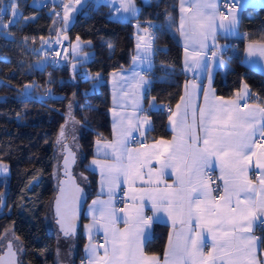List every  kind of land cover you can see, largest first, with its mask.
Wrapping results in <instances>:
<instances>
[{
  "label": "trees",
  "instance_id": "trees-1",
  "mask_svg": "<svg viewBox=\"0 0 264 264\" xmlns=\"http://www.w3.org/2000/svg\"><path fill=\"white\" fill-rule=\"evenodd\" d=\"M134 1L138 14L125 21L114 18L108 4L87 2L64 32L70 42L77 38L88 41L84 49L91 52L80 66L92 75L101 74L97 88H92L95 76L85 77L80 68L73 70L70 61L55 68H48L46 63L38 65L46 38L55 34L52 24L56 14L52 5L36 7L30 0H17L20 15L10 25L0 26V161L8 165V173L0 175V243L11 230L22 247L21 254L13 247L18 264H59V232L52 214L60 179V172L57 175L55 171L54 142L73 98L83 153L80 166L88 176L92 193L95 191L97 174L87 162L94 154L96 140L111 134L107 77L131 64L136 22L149 23L154 32L151 82L145 96L152 124L144 139L155 140L172 133L167 124L169 110L179 101L188 77L183 69V49L175 36L176 0ZM240 30L243 35L234 41L236 50L227 51L229 66L216 72L214 86L217 93L230 95L245 82L263 101L264 73L243 61L242 49L245 39L264 38V8H245ZM26 84H31L39 96L35 91L22 95ZM167 234L166 224L155 223L145 250L162 254ZM71 238V264H80L85 242L81 223ZM6 247L0 248V254Z\"/></svg>",
  "mask_w": 264,
  "mask_h": 264
},
{
  "label": "snow or ice",
  "instance_id": "snow-or-ice-1",
  "mask_svg": "<svg viewBox=\"0 0 264 264\" xmlns=\"http://www.w3.org/2000/svg\"><path fill=\"white\" fill-rule=\"evenodd\" d=\"M76 2L80 3V0ZM189 2L193 7L187 10L189 11L187 28H185L183 15L181 19L186 64L190 65V70L208 71V41L211 39L212 47L218 49L211 53L210 59L218 64H224L220 55L224 46H217L214 42L218 31L225 34L234 32L238 24L237 13L235 9H230L227 16L220 13L217 0H189ZM231 2L238 3L240 0H231ZM183 3L184 0H181L182 14L186 11ZM228 3L229 0H225V8ZM9 9L13 17V21H10L12 23L18 15L15 0H12L6 7L0 5V11ZM71 10V5H65L64 19L66 22ZM116 10L132 13L136 11L131 0H127L126 3L125 0H121V7ZM0 26H3L2 19H0ZM189 46L193 49L190 53V60L187 53ZM137 48L138 55L133 57V63L136 64L137 61L140 64L146 63L150 55V46L143 48L142 55L139 44ZM246 55L264 57V44L257 46L250 43L246 49ZM122 79L135 81L137 87L148 82L146 77L137 71H133L129 77ZM195 87L193 85V88ZM210 93L211 88L205 93V107L200 108L199 112L203 147L197 146L199 138L195 134L194 127L195 106L191 103L185 105L181 115L179 136L174 137L172 143L161 140L151 145V153L128 147L130 129L136 126L130 124L128 130L122 128L117 133L116 129L120 127L122 117L114 125L113 131L116 139L113 142L101 145L100 141H97L98 152L114 160V163L92 161V164L100 167L102 185L116 184L122 176L126 182L134 183L137 178L141 177V170L151 157L156 156L160 168L156 172L149 169V177L155 175L160 178L168 169H171L176 175L179 187L166 185L163 189L151 188L141 191L140 199L147 197L151 201L153 215L146 218L143 215V208H137L135 209V220L127 216L117 217L116 209L111 207L113 189L109 187L110 199L108 201H93V206L97 204L103 206L99 209L100 217L107 222L100 225L94 215L92 225L86 226L89 233L93 227H102L105 241L109 246L104 248V254L101 256L98 252L99 245L91 244V242L86 245L87 264H159L156 256L144 255L143 242L148 239L150 222L159 219L160 213H167L172 218L174 226L177 220L181 225L180 231L176 233L175 241L170 234L169 250L165 253V264H258L254 255V246L259 238L252 236L251 233L254 224L264 227V195L256 194L255 185L247 177V166L251 155L255 154L253 146L256 145V137L264 139V108L256 107L249 112L242 111L238 101L243 100L247 92L243 96L238 94L237 99L232 101L210 98ZM243 107L247 108L248 105L245 103ZM179 108L180 105H177L178 110ZM189 109L192 110L193 125L187 124ZM169 120L174 125L176 124L171 116ZM142 123L150 122L145 117ZM61 136H63V129ZM159 145H166V147L160 151ZM259 147L264 149V145H259ZM213 157L220 161L221 171H226L229 177L224 181L225 195L220 197L226 205L225 208L215 203V198L212 197L211 190L203 179V169L211 167ZM67 164L66 159V167ZM257 168L264 172V163L258 160ZM4 171H7L6 166ZM259 180L260 193L264 194V174L260 175ZM148 183H153V181L150 179ZM61 191L63 192L64 189L62 188ZM79 191L81 190L77 189V192ZM233 197H235V206H233ZM132 199L134 201L137 199L135 190H133ZM56 204L57 215L61 216V227L64 228L62 223L64 215L74 216L75 209L66 201L62 212L59 198ZM117 219H121L125 224L134 223L136 227L120 230L115 227ZM64 231L65 235H69L71 230L64 229ZM89 240L91 241V235H89ZM208 243H211V249L205 253L204 248ZM8 255L12 259L6 261L3 256H0V264H16L11 243L8 245Z\"/></svg>",
  "mask_w": 264,
  "mask_h": 264
},
{
  "label": "crops",
  "instance_id": "crops-1",
  "mask_svg": "<svg viewBox=\"0 0 264 264\" xmlns=\"http://www.w3.org/2000/svg\"><path fill=\"white\" fill-rule=\"evenodd\" d=\"M61 0H30V4L40 7L45 5H52L55 9L56 18L58 19L55 33L56 38L52 39L51 44L58 43L62 38H67L64 31H61L60 26L64 21L65 16V5H71L72 10L68 13V20L72 22L73 18L75 17L76 13L81 9L87 2H92L94 5L104 2L108 4V8L111 11V15L119 20H129L132 17H135L138 14L139 7L135 3L134 0H131L132 5L135 7L136 11L135 13L132 12H124L123 10L117 11V8L121 7V0H80V3H77L74 0H67V3L64 6H60ZM145 1V0H144ZM149 1V0H148ZM146 1V2H148ZM222 0H217L218 7L220 5ZM12 0L8 1V4L11 3ZM17 4V0H15ZM127 0H125V3ZM235 6L229 8L227 10V14L230 9H235L238 17V24L237 28L234 30L232 34H225L223 32L218 31L217 38L215 40V44L217 46H224L223 49L220 52V55L222 56L224 60V64H218L216 62H213L210 57L211 53L213 51H217V48H213V41L209 39L208 41V49H207V57L209 58V64H208V71H205L203 69H196V70H190V65L186 64V51H185V39L181 35V19L182 15L185 20V28H187L188 24V17H189V11L192 9V3L189 2V0H184L183 8L186 10L181 12V0H176V12H177V25L175 28V36L180 42L182 46V61H183V69L185 73L188 75L184 86L183 91L181 94V97L177 103H175L169 110L167 124L168 127L172 130V133L169 137H159L155 140H148L144 139L146 137L147 130L151 127V117L149 115V111L147 109V101L145 99L146 92L149 88V84L151 82V69L153 67V53H154V40L153 35L151 34L149 23H142V22H136V33H135V48L133 57H136L138 55V48L137 45L139 44L141 46L140 52L141 55L143 54L142 50L145 46H150V55L149 59L146 63L140 64L139 61H137L136 64L132 62L128 67H123L116 69L109 73L107 77V82L110 88V99H111V105H110V117H111V134L107 137H101L98 138L94 145V151L93 155H91L88 159L87 165L89 168H91L93 171L97 174V184L94 193H92V187L90 184L87 183L86 190L88 193L87 200L85 202L84 208H83V215L82 221H81V229L82 233L85 236V242H84V252H83V258L80 262V264H87L88 260V253L86 252L85 246L88 245L90 242L91 244L99 245L100 248L98 249L99 255L103 256L104 254V248L108 247L109 245L106 243L104 238V232L102 227H93L91 229V233H89V229L86 227L87 225H92L93 223V216H96L97 221L100 225L106 223L107 221L104 219H101L100 217V211L99 209L103 207L100 204H97L93 206V201H108L110 199L109 197V187H112V204L111 207L116 209L117 217H125L131 218L132 220H135L136 218V211L137 208H143V215L147 218L151 217L153 215L151 211V201L144 197L143 200L140 199V192L144 190H148L151 188H165L166 185H173L174 188H178L179 185L177 183V178L174 172L171 169H168L166 173L160 177L157 178L155 175L149 177L148 172L149 169H151L153 172H156L159 170L160 165L157 163V157L152 156L149 162L143 167L141 170V177L137 178L134 183L126 182V179L122 176L120 180L113 185H109L107 183L103 184L101 183V174H100V167L99 165L92 164L93 160H98L104 163H114V160L110 156H105L102 154V152H98V145L97 141H100V144L104 143H110L113 142L116 139V136H114V125L117 124L118 121H120V118L122 117L123 120L121 121L120 127H117L116 131L119 133L121 129L128 130L129 125H135L136 127H132L130 129L131 135L128 137L130 143L128 144L129 148L133 149H142L147 151L148 153H151L150 146L153 144H157L159 141H167L169 143L173 142L174 137L179 136V129L181 127L180 125V119L181 115L184 112L185 105L191 103L195 106V134L199 138L198 140V147H203V132L200 129L199 126V112L200 108L205 107V93L208 91L209 88H211L210 98H215L217 100H223V101H232L236 100L238 94L243 96L245 92H247V95L243 100L238 101L241 105L243 102L247 101V108H244L241 106L242 111L249 112L252 109L256 107H262L261 101L256 97L255 93L251 90L250 86L243 82L241 86L236 89L232 94L230 95H221L217 93L215 86H214V78L216 75V72L218 70L224 71L229 66V61L227 60V51H235L236 45L234 41L238 37H241L243 35L242 30H240V18L243 10L245 8H255V7H261L264 8V0H240V2H234ZM7 4V5H8ZM6 5V6H7ZM59 11L57 12V10ZM9 14H11L10 9L7 10ZM20 11V9H19ZM118 16V17H116ZM13 18V17H12ZM34 18V16L30 17ZM231 18L230 16L228 17ZM28 19V18H25ZM68 39V38H67ZM72 42H70V53H69V59L72 56ZM255 44L259 46L260 44H264V38L261 39H245V44L242 49V58L245 63L248 65L257 68L261 70L264 73V57H261L259 55H255L252 57H248L246 55V49L249 44ZM49 45V46H50ZM48 47V46H46ZM193 51V49L189 46L187 49V53L189 54V60H190V53ZM133 71L140 72L142 75H144L147 79V83L140 85L139 87L136 86L135 81H127L126 79L131 75ZM102 79V78H101ZM193 85L196 87L193 88ZM184 98L183 100L181 98ZM150 102V101H149ZM177 105H180L179 110L177 109ZM173 113H176V115H173ZM172 117L173 121H176V124L174 125L170 120L169 117ZM147 117L149 119L148 124L142 123L144 118ZM187 124L193 125V117H192V110L189 109V114L187 118ZM137 127L139 130L137 131ZM143 133V135H141ZM133 136H139L143 138V142H133L132 137ZM166 145H159V150L163 151ZM255 148V154L251 155V160L248 162L247 166V177L249 180L252 181L253 185L256 187V194L264 195L260 193V180L259 177L261 174H264V172L261 171V169L257 168V162L258 160L261 163H264V149H261L259 146L254 145ZM216 172V174L223 179V187L220 192H216L213 188L212 184L209 182L205 175V170L207 168L203 169V179L207 184V187L211 190V195L213 198H215V203L219 204L221 208H225L226 205L223 201L220 200V197L225 195L224 192V181L226 178H229L227 175V172L221 171V163L218 161L215 157L212 158L211 161V167ZM152 180L153 183H148L149 180ZM130 180V178H129ZM133 190L136 192L137 199L134 201L132 199ZM120 193H124L125 199H124V206L123 208H119L118 205V195ZM243 199V197H241ZM233 206H235V197H233ZM123 209L124 211L121 212L120 210ZM161 222L163 224H166L168 226V234L164 246V250L162 254H156V253H149L145 250V243L143 242V253L147 257L156 256L159 264H165V253L167 250H169V237L171 234V237L173 241L176 239V233L180 231L181 225L179 223V220L176 221L175 226L173 225V220L167 213H160L159 219H156L152 222H150V229L148 230V238L152 235L153 226L155 223ZM115 227L124 230L129 227L135 228L136 225L134 223L131 224H125L121 219H117V222L115 224ZM142 227V226H141ZM89 235H91V241L89 240ZM252 236L259 238L254 246V255L258 262V264H264V227L260 229V226H257L254 224L253 230L251 233ZM143 239V238H142ZM211 249V243H208L207 246L204 248V252L207 253Z\"/></svg>",
  "mask_w": 264,
  "mask_h": 264
},
{
  "label": "rangeland",
  "instance_id": "rangeland-1",
  "mask_svg": "<svg viewBox=\"0 0 264 264\" xmlns=\"http://www.w3.org/2000/svg\"><path fill=\"white\" fill-rule=\"evenodd\" d=\"M74 1H76V0H74ZM146 1H148V0H145V2ZM17 8H18V15L16 17H18L20 15L19 7L17 6ZM116 17H118V16H116ZM57 20L58 19L55 18L53 21L52 31H54L56 28V24L58 22ZM70 23H71L70 20H67V22H66L64 19L63 23L60 26L61 31L65 32V30L70 26ZM55 36H56V33L47 37L46 38L47 42L45 45L49 46L52 39H54ZM88 44H89L88 41L84 42L81 39H74L73 40V42H72V56L70 58V66L73 70L80 68L81 73H83L85 77L95 76L96 79L93 81L92 88H97L98 83L101 81V74L92 75L89 71H87L85 68H83L82 65L80 66L81 63L88 60V58H89L91 51L84 49L85 46ZM77 45H78V47H77ZM45 63H46L45 57L43 56L42 58L39 59L38 65L44 66ZM26 86H28V87H26ZM34 91L36 93V90L32 89L31 84H26L23 87V89L21 90V94L22 95H30V94H32V92L34 93ZM47 92H49V90H47L46 93ZM36 94L38 95V93H36ZM75 104H76V101L74 98L68 102L67 110H66V121L63 124V126L61 127V129L58 133V137L56 138V140L54 142V151L56 154V168H55L56 170L55 171H56L57 175H59L60 160L62 158L64 147L67 146V144H68L70 146V148L73 151H75V153H76V163L73 166V175L77 178V182L86 186L88 176H87V174H85L82 171L81 166H80V162L83 158V153L81 152L79 142H78V136H79L80 130H79V122H78L76 116L74 115ZM62 129H63V136H61ZM5 166L7 168V171H4ZM7 173H8L7 163L0 161V175H5ZM58 234H59L58 235L59 237H58V245H57V251H56L58 263L59 264H71L72 263L71 255H72V250H73V245H74L73 240H72L71 236L70 237L62 236L60 232ZM8 242H10L12 244V247L17 249L18 253L21 254V251H22L21 243L15 237V235L12 233L11 230H9L5 233V236L0 243V246H1L0 248L6 247V244ZM21 264H25V263H21Z\"/></svg>",
  "mask_w": 264,
  "mask_h": 264
},
{
  "label": "water",
  "instance_id": "water-1",
  "mask_svg": "<svg viewBox=\"0 0 264 264\" xmlns=\"http://www.w3.org/2000/svg\"><path fill=\"white\" fill-rule=\"evenodd\" d=\"M66 159L68 161L67 167L65 166ZM61 162H62L60 169L61 176L58 181V186L53 198L52 214L57 230L61 233L62 236L70 237V236H75L78 232V228L82 220L83 208L87 200V190L77 182V178L73 175V166L76 163V153L71 148H69L68 145L64 147L63 158ZM62 188L64 189L63 192L61 191ZM77 189H80L81 191L77 192ZM58 198L61 201L62 212L66 201L72 204L75 209L74 216L72 214L64 215L62 221L64 228L61 227V216L57 215V211H56L57 208L56 202ZM64 229L71 230L69 235H65ZM8 245L9 243L7 244V247L4 250V252L0 254V256H3L6 261L12 259V257L8 255ZM12 251L15 253V257H14L15 262L16 264H18L17 255L13 247H12Z\"/></svg>",
  "mask_w": 264,
  "mask_h": 264
},
{
  "label": "built area",
  "instance_id": "built-area-1",
  "mask_svg": "<svg viewBox=\"0 0 264 264\" xmlns=\"http://www.w3.org/2000/svg\"><path fill=\"white\" fill-rule=\"evenodd\" d=\"M9 0H0V5L6 7L8 4ZM224 2L225 0H222L220 5H219V12L226 15L227 10L233 6H235L234 2H231L229 0L227 8L224 7ZM67 3V0H61L60 1V6H64ZM255 10H258V7H255ZM59 9L57 10V12ZM0 19H2V24L7 26L10 25V21H13L12 16L8 13V11H0ZM151 34L153 35L154 32L150 28ZM69 53H70V41L67 38H62L58 43H53L48 47H45L42 50V54L45 57L46 65L48 68H55L57 66L62 65L69 59ZM247 103V101L243 102L241 106ZM262 107L264 108V100L261 101ZM133 142H143V138L139 136H133L132 137ZM256 144L257 146L259 145H264V139L260 138L259 136L256 137ZM205 175L209 182L212 184L213 188L215 191L218 193L221 191L223 187V179L222 177L218 176L213 168H207L205 170ZM124 193H120L118 195V205L119 208H123L124 206ZM149 217V215H147ZM263 227L260 226V229Z\"/></svg>",
  "mask_w": 264,
  "mask_h": 264
},
{
  "label": "flooded vegetation",
  "instance_id": "flooded-vegetation-1",
  "mask_svg": "<svg viewBox=\"0 0 264 264\" xmlns=\"http://www.w3.org/2000/svg\"><path fill=\"white\" fill-rule=\"evenodd\" d=\"M69 147V146H68ZM62 158H63V154H62ZM62 158H61V160H60V169H61V165H62ZM61 176V175H60Z\"/></svg>",
  "mask_w": 264,
  "mask_h": 264
}]
</instances>
